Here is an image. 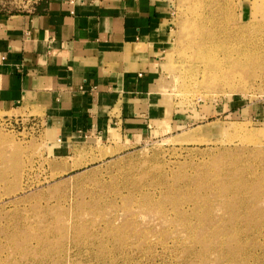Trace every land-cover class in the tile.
Here are the masks:
<instances>
[{
    "label": "rangeland",
    "instance_id": "obj_1",
    "mask_svg": "<svg viewBox=\"0 0 264 264\" xmlns=\"http://www.w3.org/2000/svg\"><path fill=\"white\" fill-rule=\"evenodd\" d=\"M169 1L165 119L65 150L0 110V264H264V0Z\"/></svg>",
    "mask_w": 264,
    "mask_h": 264
},
{
    "label": "crops",
    "instance_id": "obj_2",
    "mask_svg": "<svg viewBox=\"0 0 264 264\" xmlns=\"http://www.w3.org/2000/svg\"><path fill=\"white\" fill-rule=\"evenodd\" d=\"M171 18L169 0H40L14 13L0 5V110L38 115L65 150L81 136L132 135L165 119Z\"/></svg>",
    "mask_w": 264,
    "mask_h": 264
},
{
    "label": "bare ground",
    "instance_id": "obj_3",
    "mask_svg": "<svg viewBox=\"0 0 264 264\" xmlns=\"http://www.w3.org/2000/svg\"><path fill=\"white\" fill-rule=\"evenodd\" d=\"M192 29H193L192 27L188 26L187 33H186L187 36L193 34V36L195 37V35H198V32L200 31L199 27H194V29L193 30ZM195 32H197V33L195 34ZM187 46H188V44H187ZM190 46H191V48L197 49L198 45H196L195 43L194 44L191 43ZM198 47H200L199 49L202 48L201 46H198ZM188 48H189V46H188ZM196 55H197V58L201 59V62H203L204 65H207L205 67L204 71L207 73V78L209 77V79L211 80V78L213 76L212 73H214V61H212L208 56H206L204 53H202L200 51L197 52ZM210 80H209V83H210Z\"/></svg>",
    "mask_w": 264,
    "mask_h": 264
},
{
    "label": "built area",
    "instance_id": "obj_4",
    "mask_svg": "<svg viewBox=\"0 0 264 264\" xmlns=\"http://www.w3.org/2000/svg\"><path fill=\"white\" fill-rule=\"evenodd\" d=\"M3 57H5V56H3Z\"/></svg>",
    "mask_w": 264,
    "mask_h": 264
}]
</instances>
